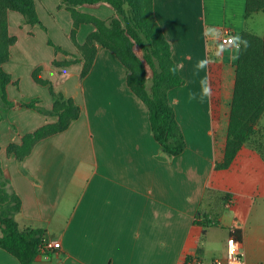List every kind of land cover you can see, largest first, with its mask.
<instances>
[{
	"label": "crops",
	"instance_id": "1",
	"mask_svg": "<svg viewBox=\"0 0 264 264\" xmlns=\"http://www.w3.org/2000/svg\"><path fill=\"white\" fill-rule=\"evenodd\" d=\"M60 1L35 3L48 34H61L56 44L64 53L53 50L41 26L8 12V31L17 41L3 69L15 105L0 122V176L21 200L20 228L43 229L45 241L60 243L32 264H182L193 254L210 262L225 256L232 229L245 259L264 262V160L243 154V146L228 169H216L234 92L225 107L223 70L236 71L239 54L238 47L218 45L243 31L263 36L264 11L247 15L248 0H154L155 19L185 81L168 92L186 141L185 151L172 157L155 140L148 107L129 88L128 71L112 51L97 45L94 65L82 77L73 17ZM78 11L101 20L114 16L108 4ZM93 30L81 23L76 42L84 44ZM37 68L81 114L19 161L8 145L57 121L24 105L37 100L53 107L49 85L33 79ZM205 220L211 224L203 234ZM0 264L21 263L0 248Z\"/></svg>",
	"mask_w": 264,
	"mask_h": 264
},
{
	"label": "trees",
	"instance_id": "2",
	"mask_svg": "<svg viewBox=\"0 0 264 264\" xmlns=\"http://www.w3.org/2000/svg\"><path fill=\"white\" fill-rule=\"evenodd\" d=\"M106 3L114 10L108 20L81 14L83 5ZM59 8H66L73 17L72 41L79 49L83 63L82 77L92 69L100 45L112 51L128 71L127 84L149 110L152 134L163 152L178 156L186 149L183 131L168 101V92L182 86L185 81L179 74L177 64L172 59V48L154 16V0H61ZM17 11L24 18V24L41 25L35 0H0V121L4 114L14 107L8 99L7 86L11 76L3 65L11 57V47L17 39L8 31V12ZM264 11V0H248L247 15ZM81 23L94 26L86 42L79 45L76 32ZM238 60L235 84L231 102L227 141L223 158L217 163V170L230 167L239 151L246 143L252 142L254 151L264 160V142L255 143L259 133L264 139L261 124L264 121V35L243 31L237 40ZM137 45L144 52V60L152 71L151 83L147 85L144 64L135 54ZM55 65L71 64V62ZM41 68L33 71V79L42 85H49L53 107L48 110L33 100L24 105L45 116H56L55 123L46 124L22 137L20 144H10L8 154H14L21 161L27 157L35 145L48 137L66 131L79 119L81 108L71 98L56 92L49 81L40 76ZM9 181L0 176V248L14 256L21 264H32L36 257L47 250L45 230L20 228L16 215L21 211V200L8 189ZM211 223L203 221V234Z\"/></svg>",
	"mask_w": 264,
	"mask_h": 264
},
{
	"label": "built area",
	"instance_id": "3",
	"mask_svg": "<svg viewBox=\"0 0 264 264\" xmlns=\"http://www.w3.org/2000/svg\"><path fill=\"white\" fill-rule=\"evenodd\" d=\"M219 49H227L229 47H238L237 39L233 35H226L219 42ZM231 203V202H229ZM235 229L231 230V235L227 240L226 254L224 257L215 258L210 262H206L200 254H193L188 257L182 264H264V262L250 263L243 256L241 243L235 237ZM48 249L59 248V242L45 241Z\"/></svg>",
	"mask_w": 264,
	"mask_h": 264
},
{
	"label": "rangeland",
	"instance_id": "4",
	"mask_svg": "<svg viewBox=\"0 0 264 264\" xmlns=\"http://www.w3.org/2000/svg\"><path fill=\"white\" fill-rule=\"evenodd\" d=\"M99 4L105 5L106 3L105 4L104 3H99ZM46 23H48L47 20H45L44 24L41 22V25H39V26H41L43 32L46 35H48V43H49V45H51V47H53V50H55L56 53H59V52L64 53V50L60 46H58L56 44V42L59 41L58 39H59V37H61V34L59 32H57V34H55V31L52 34H48V28L46 26L47 25ZM133 50H134L135 54L140 58L142 63L144 64V69H145L146 78H147V85L149 86L150 83H151L152 71H151L150 67L148 66V64L144 60V52L137 45H135L133 47ZM213 72H215L214 68H213ZM223 74H224V77H225L224 92H225V100H226L224 106L226 107L230 103V99H231L230 97H231L232 89H233L234 83H235V70H234V67L229 66V67L225 68L223 70ZM7 114L8 113L4 114V118L0 122L5 121L7 119V117H8ZM227 126H228V123H226L224 125V128L226 127V129H227ZM260 127H261L260 130H262L263 127H264V121L262 122ZM262 133H264V129H263ZM260 135H262V134L259 133L258 136L256 137L255 143H258L260 140L262 142H264V139H261ZM253 145L254 144L252 142L246 143L245 146H244V153L243 154H245V152L246 153L250 152V153L256 154L254 149H253ZM243 156H245V155H242V157Z\"/></svg>",
	"mask_w": 264,
	"mask_h": 264
},
{
	"label": "clouds",
	"instance_id": "5",
	"mask_svg": "<svg viewBox=\"0 0 264 264\" xmlns=\"http://www.w3.org/2000/svg\"><path fill=\"white\" fill-rule=\"evenodd\" d=\"M208 91H209V89L206 88V89H205V92L207 93Z\"/></svg>",
	"mask_w": 264,
	"mask_h": 264
}]
</instances>
